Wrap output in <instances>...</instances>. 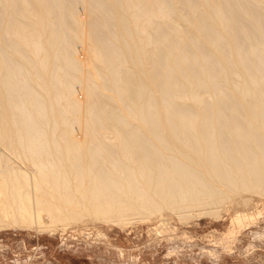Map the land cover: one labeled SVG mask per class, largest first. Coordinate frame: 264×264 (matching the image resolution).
<instances>
[{
  "label": "bare ground",
  "instance_id": "obj_1",
  "mask_svg": "<svg viewBox=\"0 0 264 264\" xmlns=\"http://www.w3.org/2000/svg\"><path fill=\"white\" fill-rule=\"evenodd\" d=\"M249 193L264 0H0V231L217 218Z\"/></svg>",
  "mask_w": 264,
  "mask_h": 264
},
{
  "label": "rangeland",
  "instance_id": "obj_2",
  "mask_svg": "<svg viewBox=\"0 0 264 264\" xmlns=\"http://www.w3.org/2000/svg\"><path fill=\"white\" fill-rule=\"evenodd\" d=\"M246 197L247 204L225 202L217 218L166 212L169 225L154 217L125 226L86 220L55 233L0 231V264H264V196Z\"/></svg>",
  "mask_w": 264,
  "mask_h": 264
}]
</instances>
